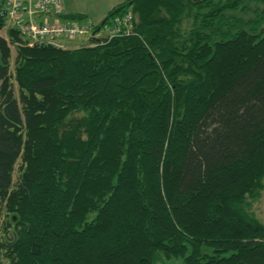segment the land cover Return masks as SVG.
<instances>
[{"label": "trees", "instance_id": "16d2710c", "mask_svg": "<svg viewBox=\"0 0 264 264\" xmlns=\"http://www.w3.org/2000/svg\"><path fill=\"white\" fill-rule=\"evenodd\" d=\"M253 3L128 0L107 16L132 13L129 35L74 50L10 27L14 76L0 36L10 264H264L247 211L264 179V8L234 14Z\"/></svg>", "mask_w": 264, "mask_h": 264}, {"label": "built area", "instance_id": "2783aa9c", "mask_svg": "<svg viewBox=\"0 0 264 264\" xmlns=\"http://www.w3.org/2000/svg\"><path fill=\"white\" fill-rule=\"evenodd\" d=\"M3 14L7 25L25 38L29 46L55 45L68 49L69 46H59L56 41H74L77 38L110 41L118 36L129 35L134 21L132 13L122 12L99 28V24L90 20L64 19L62 0H5Z\"/></svg>", "mask_w": 264, "mask_h": 264}, {"label": "rangeland", "instance_id": "374dc122", "mask_svg": "<svg viewBox=\"0 0 264 264\" xmlns=\"http://www.w3.org/2000/svg\"><path fill=\"white\" fill-rule=\"evenodd\" d=\"M75 2V6L77 11H80L79 14L83 16V18H87L86 20L92 21L94 24L108 23L109 18L108 14L113 8L119 4L124 3L127 0H68ZM225 2L226 0H221ZM247 4V3H246ZM257 8L263 9L264 5L257 6L256 3L249 4L248 10L245 12L238 11L235 12L239 18L244 20H249L254 17V12ZM76 14V13H75ZM230 14H233L230 13ZM193 16L190 18H186L182 24V31L185 34L192 29V25L194 23ZM14 29L13 27H11ZM9 25L5 26L2 30H0V36L6 38L8 42L11 44L12 58H11V75L14 76L15 69V61L17 57L16 45L19 44L18 41L16 43H11L9 30L11 29ZM19 34V33H18ZM21 37V35L19 34ZM57 44L62 47L69 46L70 50L81 49L87 46L88 39L87 38H77L74 41L58 39ZM14 81V79L12 80ZM14 83V82H13ZM14 89L16 95L19 97V89L17 85L14 83ZM82 114H76L72 116L70 119H80L82 118ZM71 123H74L73 121ZM22 160H18L14 172H13V182L14 186H17L20 175H21V165ZM263 188L258 192L257 198L247 197V211L250 215H253L260 223L264 225V179L262 181ZM17 227L11 222L10 213L5 209V202H0V264H10V246L13 244L16 238ZM160 261L157 264H183L181 260L175 258H167L165 255L160 257Z\"/></svg>", "mask_w": 264, "mask_h": 264}, {"label": "crops", "instance_id": "0c3cea01", "mask_svg": "<svg viewBox=\"0 0 264 264\" xmlns=\"http://www.w3.org/2000/svg\"><path fill=\"white\" fill-rule=\"evenodd\" d=\"M127 1H125V2H127ZM62 3H63V8H64V15H78L79 14L80 11H77L76 6H75V2H73V1L71 2L68 0H62ZM119 5H121V4H119ZM119 5L115 6L114 8L118 7Z\"/></svg>", "mask_w": 264, "mask_h": 264}, {"label": "water", "instance_id": "95a60500", "mask_svg": "<svg viewBox=\"0 0 264 264\" xmlns=\"http://www.w3.org/2000/svg\"><path fill=\"white\" fill-rule=\"evenodd\" d=\"M240 264H244V263H240Z\"/></svg>", "mask_w": 264, "mask_h": 264}]
</instances>
